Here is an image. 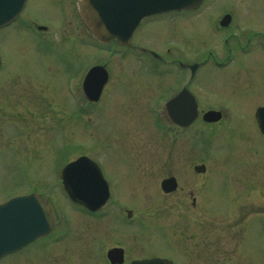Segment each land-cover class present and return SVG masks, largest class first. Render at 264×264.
<instances>
[{"label": "rangeland", "instance_id": "rangeland-1", "mask_svg": "<svg viewBox=\"0 0 264 264\" xmlns=\"http://www.w3.org/2000/svg\"><path fill=\"white\" fill-rule=\"evenodd\" d=\"M205 3L231 6L238 20L250 14L249 19H257L264 27V0ZM206 8L201 7L198 13L203 14ZM146 37L144 31L137 39L146 46ZM12 51L7 69H21L12 73L16 75L10 76L9 82L0 71V203L37 192L55 213L56 226L49 236L37 239L0 264H108L107 250L116 245L133 254L141 248L146 255L166 256L174 264H264V135L254 115L256 105L264 103V82L259 87L248 86L247 80L235 85L236 89L246 85L241 93L245 102L237 106L232 101L238 97L228 92V76L204 67L191 89L205 101L200 110L223 104L219 109L224 117L215 125H205L198 117L186 130H176L162 121L163 109L148 107L171 84L169 77L162 80L146 76L144 86L131 80L126 87H106L98 103L87 105L74 86L77 83L79 89L82 75L77 82L71 80L69 89H63V74L56 69L47 72V64L63 61L62 50L56 51L55 46L53 55H48L44 48L41 57L28 51L27 62L20 59V52ZM83 53L86 65L110 55L90 45ZM131 56L111 55L109 66L114 73L139 67L177 72L172 63L155 62L146 54ZM256 57L259 70L264 72V57L260 53L248 56ZM181 61L191 60L185 57ZM79 64L83 61L75 67ZM257 70L253 66L247 74L253 78ZM4 91L17 95V99L1 101ZM145 103L143 108L131 107ZM18 113L21 117H16ZM126 149L130 150V166L133 163L138 169L146 165V182L144 178L139 182L121 181L126 169L122 151ZM80 155L96 161L110 181L111 199L97 217L77 207L60 183L59 170L65 159ZM201 163L206 166L205 177L192 169V165ZM169 174L177 176L178 191L164 197L160 182ZM118 206L135 210L133 221H128ZM180 212L191 214L183 217L186 226L182 236L174 225ZM209 214L214 217L213 234L220 239L216 243H224L215 250V260L205 250L197 257L189 251L192 243L208 244L205 236L185 238L196 228L206 235Z\"/></svg>", "mask_w": 264, "mask_h": 264}, {"label": "flooded vegetation", "instance_id": "flooded-vegetation-1", "mask_svg": "<svg viewBox=\"0 0 264 264\" xmlns=\"http://www.w3.org/2000/svg\"><path fill=\"white\" fill-rule=\"evenodd\" d=\"M77 1L78 0H25L22 11L18 17L7 24L0 26V71L5 72V81L8 79L9 82L10 76L16 75L12 73H17V70L21 69H7L10 53H13L12 48H14L15 53L20 52L21 55H23L24 58L21 56L20 59L27 62L29 61L27 56L28 51L29 53L32 52L41 57L40 50L45 48V52L48 55H53L56 46V51L62 50L63 52V54H61L63 61L61 63L50 62L45 67H47L48 73H53L54 69H56L57 73L61 72V74H63L65 81L63 83L62 80V83H60L63 86V89H69L72 86L70 83L71 80L77 82L80 78L79 76L82 75L79 89L77 83L74 85L76 89L81 92L82 80L87 70L95 64H100L105 67L108 75L104 82L102 94L98 102L102 99L104 92L108 87H126V84L131 80L135 83H141V86L145 83L143 81L146 79V76L152 77V79L161 78L162 80L163 77H169V82H171V84L165 91H163L164 93L162 95H159L154 101L148 103L149 109L156 107L164 110L166 103L175 97L184 87L194 95L197 107L200 109L203 107L204 104L202 103L205 101L200 100L191 87H193L199 70L206 66H208L211 71H222L223 74L228 76L227 82L229 87L231 81L230 91L228 92L238 97V99L232 101L233 104L237 106L242 105L245 102L241 93L246 85L239 86L236 89L243 80L244 82L247 80V85L249 86V84H251V87L256 85L259 87V85L264 82V72H261L256 64L258 58H248V56H251L254 53H260V55L264 57V27L259 25L257 19H249L250 14H247L248 16L241 21L237 19V11L232 9L231 6L208 5L203 2L195 9H176L146 17L141 21L125 44H121L116 40H111L108 43H101L88 32L80 17ZM203 6L207 7L206 11L203 14L198 13V10ZM55 10H57V12H54ZM51 11L53 13H51ZM144 31H146V34L149 37H146V46L142 45L141 41H138L137 39ZM87 45L96 49L106 50L110 55H108L105 60L100 59L105 62H99L100 60L97 59L94 63L86 65L87 61L82 59V55L84 54L83 52L86 51ZM143 49H146V51ZM117 54H120L121 57H128V55H132L131 57H133L135 55L140 56L141 54H146L155 62L167 64L172 63L176 67L175 71L177 72L174 73L170 69H162L158 67L151 69H142L139 67L136 71L130 70V72L128 69H117V72L114 73L109 66L110 57L111 55L115 56ZM185 57L189 58L191 61H181V58ZM81 60L83 61L82 65L84 67L81 64L75 67V64L77 62L80 63ZM55 63L57 65H55ZM190 65L195 66L194 68H191ZM253 66L258 70L252 78V74H247V72L251 71ZM111 82L116 83L113 85ZM110 83L111 85H109ZM66 92L68 94L67 90ZM16 97L17 95H8V93L4 91L1 101L6 100L7 102H10L12 101V98L16 100ZM83 99L85 100L84 97ZM206 103L211 104L215 102L208 101ZM262 105H264V103L258 104L256 107ZM137 106L143 108L146 107V103L144 105L133 104L131 107L137 108ZM213 106H210L208 109H219L224 107L223 104H215ZM138 109L140 108L138 107ZM204 111L205 110H199V113L202 115ZM16 117H21V115L18 113ZM161 119L163 122L165 121L166 124L167 122H170L166 114ZM192 125L193 123L186 127L177 125H172V127L176 130H186ZM167 133H169L168 129H166V134ZM122 152L125 158L121 160L126 162V169L123 170L124 173L121 181L130 183V180L133 179V181L139 182L144 178L146 182V165L143 168L138 167V169L133 163L130 166L129 161L127 160L130 156V150L126 149ZM143 155L144 162L146 163V148ZM132 156H138V154H132ZM65 160L67 161L63 166L71 161V159ZM195 166L196 164L192 165V169L196 175H202L203 177L207 175L206 169L203 172H196L194 170ZM103 176L110 189V181H108L104 173ZM170 177L175 178L179 185L177 176L172 174L162 178L161 182ZM177 191L178 187L172 192H163V196H172L177 193ZM111 196L112 193L110 189V198L107 202L110 201ZM45 202L47 203L46 200ZM193 204L196 205L195 197L193 198ZM118 207H121V210L126 217L133 221L136 215L135 210L127 206ZM143 211L146 224V202ZM98 212H87V214L93 216ZM189 215L191 216V214H183L180 212L176 219V223L174 224L179 230L181 236L184 234L183 228L186 226L183 217ZM192 215H194V213H192ZM207 218L208 221L206 226L208 227L209 232H207L206 235H202L204 233L203 230L196 228L194 233L191 229L192 233L185 238L190 239L197 237L198 239L199 237L204 238L205 236L208 244L192 243L189 245V251L193 252L197 257L200 251L205 250L208 253V257L215 260V250L219 249L220 246L224 247V243H221V245L220 243H216V241L220 239L216 238L215 234H213L215 230L213 224L214 217L209 214ZM52 231L42 237L49 236ZM37 239L39 238L28 242L14 252L4 255L0 261L8 256L23 251ZM221 240H224V238ZM204 246L207 247V249ZM116 247H121L123 249L122 264H130L133 260L152 257L168 258L156 254L146 255V251L141 248L133 254L129 253L125 247H122L121 245H116ZM130 254H133V256H130ZM107 263L110 264L108 261ZM50 264L53 263L51 262Z\"/></svg>", "mask_w": 264, "mask_h": 264}, {"label": "water", "instance_id": "water-1", "mask_svg": "<svg viewBox=\"0 0 264 264\" xmlns=\"http://www.w3.org/2000/svg\"><path fill=\"white\" fill-rule=\"evenodd\" d=\"M24 2L25 0H0V26L14 20L20 14ZM201 2L202 0H79L77 5L84 24L98 40L108 42L117 39L119 42H126L143 18L172 9L195 8ZM105 78L102 67L89 70L83 80V91L88 100H98ZM166 111L169 119L181 126L190 124L198 114L194 97L186 89L166 104ZM255 115L259 129L264 134V106L257 108ZM220 118L219 111H207L203 115L206 122H216ZM195 169L204 171V166H196ZM61 178L70 198L91 211L98 210L109 197L108 186L100 168L86 156L67 164L61 172ZM176 186L174 178L166 179L161 184L165 192ZM53 224L49 207L36 193L18 196L1 204L0 258L49 233ZM107 257L111 264H120L123 261V250L112 248ZM130 264L172 262L153 258Z\"/></svg>", "mask_w": 264, "mask_h": 264}]
</instances>
